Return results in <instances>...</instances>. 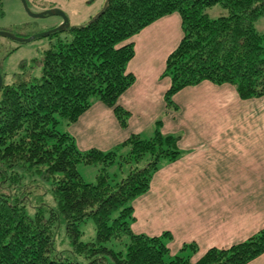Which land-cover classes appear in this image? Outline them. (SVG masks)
Segmentation results:
<instances>
[{"label":"trees","instance_id":"16d2710c","mask_svg":"<svg viewBox=\"0 0 264 264\" xmlns=\"http://www.w3.org/2000/svg\"><path fill=\"white\" fill-rule=\"evenodd\" d=\"M217 4L226 14L212 18L205 10ZM174 12L183 34L161 74L170 79L167 109L177 110L176 92L204 80L233 85L241 99L264 96V32L255 28L264 0H107L85 24L50 33L54 41L33 59L38 74L26 60L12 78L1 72L0 264H245L264 252V226L228 247L208 248L195 261L194 242L171 253L169 231L132 230L133 200L183 153L180 136L162 131L161 117L150 136L131 134L105 151L80 150L67 131L96 101L127 125L130 113L117 100L135 80L126 70L135 53L129 39ZM64 31L70 36H61ZM80 163L99 166L95 182L83 180ZM115 163L129 164L128 172L110 174ZM89 218L95 237L83 241L80 224ZM61 230L65 249L56 246Z\"/></svg>","mask_w":264,"mask_h":264},{"label":"crops","instance_id":"0c3cea01","mask_svg":"<svg viewBox=\"0 0 264 264\" xmlns=\"http://www.w3.org/2000/svg\"><path fill=\"white\" fill-rule=\"evenodd\" d=\"M182 34L174 12L129 39L135 53L126 70L135 80L117 100L130 113L125 127L111 107L96 101L67 131L80 150L105 151L131 134L150 136L164 113L162 131L180 136L183 153L133 200L131 228L148 235L169 231L171 253L196 243L195 261L208 248L228 247L264 226V96L241 99L233 85L204 80L176 92L177 110L167 109L163 95L170 79L161 74ZM245 264H264V252Z\"/></svg>","mask_w":264,"mask_h":264},{"label":"rangeland","instance_id":"374dc122","mask_svg":"<svg viewBox=\"0 0 264 264\" xmlns=\"http://www.w3.org/2000/svg\"><path fill=\"white\" fill-rule=\"evenodd\" d=\"M28 7L33 12H42L48 9H59L68 17L70 26H80L88 22L99 14L104 8L107 0H26ZM208 15L215 18L221 14H226V9L219 4L207 7L205 10ZM61 19L58 15H46L44 17H31L24 10L20 0H2V12H0V30L11 32L17 36L27 37L36 33L47 31L59 23ZM255 28L260 32H264V17H260L255 21ZM61 36H70V33L64 31ZM54 37L49 39L47 36L38 37L28 42H19L8 37L0 35V73L4 74L3 78L13 77L19 72V63L22 60L31 65V73L38 74L40 68L34 62V58H40L43 51L50 46V40L54 41ZM29 69V70H30ZM164 115V113H163ZM161 114L160 117L162 118ZM158 117V118H160ZM60 130H65V125L60 124ZM146 136V133H144ZM78 171L86 182H95L98 173V165H90L80 163ZM129 164L118 163L108 168L110 174L116 173L117 178L128 172ZM121 170L123 172H121ZM82 231L80 239L83 241L92 240L95 237V229L92 219H87L80 224ZM147 234V233H146ZM56 246L59 249L68 247L67 239L64 231L56 237ZM178 253V251L176 252ZM185 254V253H184Z\"/></svg>","mask_w":264,"mask_h":264},{"label":"water","instance_id":"95a60500","mask_svg":"<svg viewBox=\"0 0 264 264\" xmlns=\"http://www.w3.org/2000/svg\"><path fill=\"white\" fill-rule=\"evenodd\" d=\"M20 1L22 3L24 10L31 17H44L46 15H58L59 17H61V22L57 26H55V27H53L47 31L36 33V34H33L31 36H27V37L17 36L11 32L0 30L1 36L8 37V38H11V39L19 41V42H28V41H31L35 38L47 36L54 31L61 30L63 28H67L70 26L68 17L61 10L53 8V9H48V10L42 11V12H33L28 7L26 0H20ZM1 85H2V76L0 73V89H1Z\"/></svg>","mask_w":264,"mask_h":264},{"label":"flooded vegetation","instance_id":"af4514ba","mask_svg":"<svg viewBox=\"0 0 264 264\" xmlns=\"http://www.w3.org/2000/svg\"><path fill=\"white\" fill-rule=\"evenodd\" d=\"M60 22H61V19H60Z\"/></svg>","mask_w":264,"mask_h":264}]
</instances>
